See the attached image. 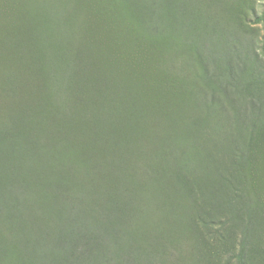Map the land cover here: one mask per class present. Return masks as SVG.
<instances>
[{
	"label": "rangeland",
	"instance_id": "obj_1",
	"mask_svg": "<svg viewBox=\"0 0 264 264\" xmlns=\"http://www.w3.org/2000/svg\"><path fill=\"white\" fill-rule=\"evenodd\" d=\"M8 29L20 33L22 61L7 50ZM43 42L52 58L66 48L68 64L48 65ZM1 48L0 154L13 162L0 170V264H50L95 232L125 239L119 252L133 264H264V0H0ZM162 55L166 73L190 82L198 115L165 138L160 160H127L123 142L153 119L149 59ZM88 172L108 194L75 178ZM134 178L141 198L175 195L157 199L176 201L166 214L184 215L189 240L148 243L159 230L144 235L147 218L135 217Z\"/></svg>",
	"mask_w": 264,
	"mask_h": 264
},
{
	"label": "trees",
	"instance_id": "obj_2",
	"mask_svg": "<svg viewBox=\"0 0 264 264\" xmlns=\"http://www.w3.org/2000/svg\"><path fill=\"white\" fill-rule=\"evenodd\" d=\"M72 6H77V3L74 1ZM75 8V7H73ZM71 8V12L67 15H70L71 20L67 21L66 24L73 27V29H68L65 33L66 38V44L68 42V45L71 47L78 43V32L76 30L77 23L76 20L78 18L76 12H78V9ZM11 16V15H10ZM66 18V16H65ZM138 19L140 21V17L138 16ZM5 20H8L5 18ZM141 22V21H140ZM11 32L5 35L6 42H10L9 44H13L14 48H12L10 45L7 49L12 53L14 57L19 56L20 60H23L24 51L22 52L23 44L19 38L20 33L17 35L12 33L13 29H8ZM142 38H138L136 41L137 43ZM145 42V41H144ZM0 50H3L2 48ZM48 54L43 55L42 57L50 58L47 63L53 64L56 63L57 65H64L68 64L69 57L67 55V50L65 48V51L62 55L54 56L52 58L49 49L45 46L44 42L41 46V53L47 52ZM29 52V51H28ZM168 59L175 58L174 54H172L171 51H168ZM164 55L160 57L150 58L151 61L150 65L153 67L150 69L151 74L147 76L149 78L150 87V93H152L149 97L150 104L146 105L147 109H149L150 114L152 116V120L150 122H147L145 125L141 124V138L137 140H132L133 136L131 133V142H123V148L124 151L121 154H124L127 157V160H129L130 157L139 158L138 161L141 159H144L146 161H149L150 158H156L157 160H160V158L165 154L158 153L159 151H165L167 150L164 148L162 149V145L165 141V138H169L174 132H177L180 129V126L184 124L185 122H190L191 117L193 116V119H195L198 115V103L199 102H193L189 97V89L188 85L190 82L186 81L184 79L181 80L180 84L177 83L178 73L173 72L172 75L169 73H166L167 70V64L162 63V58ZM52 58V59H51ZM159 58V60H158ZM18 59V58H17ZM19 60V61H20ZM158 60V61H157ZM18 62V61H17ZM157 62V63H156ZM156 64V65H155ZM161 66V67H160ZM183 71V69H181ZM39 75V73H38ZM48 75H50L48 73ZM163 79V81H161ZM43 80V79H42ZM185 84V86H183ZM182 85V87H181ZM59 86H56V89ZM60 90V87L58 91ZM54 97V96H53ZM57 99H55L56 101ZM39 102L41 104L48 105V101L46 98V93L44 91L39 92ZM195 103V104H194ZM52 107V106H50ZM55 103V108H57ZM48 120V119H47ZM189 120V121H188ZM50 121V120H49ZM175 121V124L173 123ZM51 122V121H50ZM139 122V121H138ZM241 123V120H239ZM52 123V122H51ZM53 124V123H52ZM39 125H43V123L39 122ZM167 125V126H166ZM58 126H49V128L52 129L51 134L49 135V139L54 140V134L57 132L56 138L59 133ZM132 127L129 128L131 130ZM118 129L116 130V132ZM128 134L127 131L123 132V135ZM62 140V139H61ZM60 140V144L65 142ZM125 146V147H124ZM168 149L172 146V144H168ZM57 148L58 147H52ZM135 148V149H134ZM134 149V150H133ZM133 151V152H132ZM10 152H1L0 154V170L5 168L8 163L11 164L13 162V156L9 154ZM118 155V159H120L121 163H126V158L122 155ZM105 159L102 160V162ZM79 169L82 167L79 164H73ZM85 165V164H84ZM100 165H95L91 169H97ZM124 168V167H123ZM122 170V169H121ZM121 173V172H120ZM75 174V178H79L81 181V178H85V181L92 186L90 188L95 191L97 189V194L99 196L102 194H108V193H102L101 191H105V185L100 186V184H94L92 182V178L95 176H91V174L88 172L87 176H84V173H78ZM126 176H131L130 173L124 172ZM132 177V176H131ZM140 181V180H139ZM135 182V189L134 192L137 195L136 199V207L139 208V210L136 212L135 217L139 221V223L142 226V220L147 218L144 225L142 226L144 235H146V232L149 230H152V228H156L159 231H156L155 235H146L147 241L149 244L157 247H165L167 246H173L178 245L176 242L183 238L182 234H184L185 239L190 238V232L188 229V225L185 221L184 215L180 217L179 220L175 218V216L170 219L168 217V214H166L167 209L166 207H169L170 209L174 208L173 203L175 204L176 201L172 199L165 200L164 198V205H161L159 202V199H157L158 195L164 194L171 196V198H175V195H171L166 192L159 191L158 195L155 192V194L152 196V198L149 197H139L141 195V182H138L136 184V179L134 178ZM133 184V181L126 184L125 187H123L120 191L116 194H126L128 196V192H130V185ZM77 191L80 196L84 193V190L78 189ZM90 190V189H89ZM101 190V191H99ZM114 190H117L115 187ZM91 194V190L89 191ZM106 192V191H105ZM73 202H77V204H82L81 197L76 198L74 200V197L72 196ZM134 199V198H133ZM176 199V198H175ZM144 200V202L142 201ZM90 201V200H89ZM88 202V201H87ZM177 205V204H175ZM164 208V209H162ZM162 209V210H161ZM175 215V214H173ZM165 224H169L171 226L168 236L166 235V228ZM182 228H185L186 232H181ZM98 232H95V234H86L82 235L76 240H73L71 243V247L68 246L67 248H70L68 250H65L59 254L53 255L50 259V264H133L130 260L127 259L125 253L122 255L119 251H122L126 245L123 244L125 239L119 238L118 242H113V240H108L106 237H103V235H98ZM72 240V239H71ZM144 243V242H143ZM116 247V248H115ZM170 247V248H171ZM115 248V249H114ZM118 248V251H117ZM132 250V249H131ZM152 263V262H150Z\"/></svg>",
	"mask_w": 264,
	"mask_h": 264
}]
</instances>
